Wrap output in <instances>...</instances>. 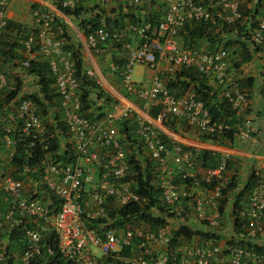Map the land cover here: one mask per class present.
<instances>
[{
  "label": "built area",
  "instance_id": "2783aa9c",
  "mask_svg": "<svg viewBox=\"0 0 264 264\" xmlns=\"http://www.w3.org/2000/svg\"><path fill=\"white\" fill-rule=\"evenodd\" d=\"M81 1L63 0L61 3L73 8ZM118 1L125 8L137 10L144 0ZM8 2L0 0V35L8 30L5 16ZM164 5L154 28L149 18L112 28L101 26L87 34L88 47L98 53L100 45L120 41L132 33V42L126 43L125 61L121 65L112 63L111 68L119 74L124 91L135 94L141 103L139 110L131 103L115 102L95 117L83 113L76 61L72 51L64 48V30L56 27L55 13L43 7L32 9L34 24L23 32L21 45L28 55L40 57L53 77L61 110L60 122L66 133L61 142L64 160L53 158L48 151L52 134L47 124L51 123L43 121L32 98H22L14 113L19 123L15 140L6 134L5 141L16 151L21 138H28L26 145L31 155L37 144L46 150L31 172L39 178L45 193L26 196L21 178L0 173V191L7 200L6 210L0 214V264H6L9 257L2 235L18 227L23 229V249L18 264H29L45 247L42 240L47 229L54 231L62 255L75 264H101L93 256L92 247L111 259L108 264H260L264 261V252L248 245L258 237L264 238V174L259 169L251 173L253 181L246 203L238 213L244 244L232 242L222 250L205 240L189 244L170 256L172 238L164 228L148 231L141 228L135 217L129 218L119 230L106 226L101 233L85 223L87 218L105 219L110 211L130 205L144 207L148 203V196L126 179L130 169L129 154L134 153L138 160L148 158L152 192L173 213L184 212L183 199L191 196L194 186L203 185L208 194L195 199L196 217L211 228L218 226V201L232 182L226 174L227 156L219 154L216 163L206 167L199 178L193 152L175 140L166 123L177 118L206 135L220 134L228 126L222 120L212 119L203 101L192 92L170 91L161 73H175L190 67L215 82L233 109L245 103V92L229 73L230 52L226 46H220V42L225 38L236 39L259 50L264 57V4L262 8H255V5H245V0H164ZM256 9L260 13L257 14ZM194 24L201 25L211 37L212 49L177 43L186 26ZM1 64L0 61V95L8 84ZM31 64L29 59L21 61V66L27 69ZM163 64L166 70L161 67ZM137 65L153 72L149 84L141 85L134 80ZM82 73L97 77L92 68ZM120 123L132 134L129 149ZM206 206L215 207L212 215H207ZM157 245L167 250L158 252ZM124 250L129 252L122 254ZM219 253H222L220 258Z\"/></svg>",
  "mask_w": 264,
  "mask_h": 264
},
{
  "label": "crops",
  "instance_id": "0c3cea01",
  "mask_svg": "<svg viewBox=\"0 0 264 264\" xmlns=\"http://www.w3.org/2000/svg\"><path fill=\"white\" fill-rule=\"evenodd\" d=\"M59 1L62 2L63 0ZM153 1H156V4L152 5L151 2L150 6H152L150 9L135 10L125 8L118 0H83L76 5L81 9V13L75 17L65 15L59 11L56 7L58 0H9L5 16L15 25L4 32L8 34L7 39H15V47H9L10 50L7 58L2 53V50H0L1 66L6 72L8 81L7 86L2 90L0 95V102H3L4 98L11 94L14 88L16 92L13 98L6 102L4 101L0 107V166L10 165L9 152L13 151V147L6 145L5 137L7 129L13 131L15 129L16 132V129H19V123L15 121L14 113H17V106L22 98L30 97L32 99H39L40 104L38 105L36 103L37 113L40 114L44 122L51 123L50 126L54 128L55 134L59 133L58 124L61 120L59 99L57 96L53 97L51 101L45 98L47 94H56L54 81L46 80V93H44L43 83L40 82V76L37 72H32L29 68L27 69L21 66V61L25 59L32 60V63L39 70L41 64L45 63L40 57L28 55L21 45L23 32L34 24L32 6L37 5L38 7L49 9L55 13L56 27L64 30L67 34V39L64 38L65 41L63 44L65 46L68 45L70 47L69 50L79 49L83 64L82 72L87 68H92L95 71L97 77H88L91 80L89 82L90 84L87 83L84 86V90L86 89L89 95V107L83 110V113H88L90 117H95L96 113H103L115 102H121L123 104L131 103L136 109L141 110V103L138 97L135 94H127L124 91L119 74L111 68L112 63L116 62L121 65L125 61L127 54L126 46L132 42L131 37L133 38V35L132 33L126 35L125 39L127 40V44L104 43L100 45L98 53H95L87 45L86 36L81 29L80 22L83 19L89 20L98 17L101 26L108 23L109 28L130 23H141L148 20L154 14L162 12L164 9V0ZM193 26H186L177 38V43L181 46H197L202 49H212L213 45L209 41L194 37L192 33L190 34L191 27ZM220 46H226L228 48L230 52L229 73L238 82L240 89L246 94L245 103L233 109L228 101L224 102V98L221 95V88L215 82L208 80V85L216 91V101L221 106H219L220 110L224 112L227 109L228 113H233L232 116L222 120L227 124L228 129H231L232 138H228L223 134L218 141L204 140L198 129L187 127L180 119L173 118L168 123L171 125L172 122V128L169 130L173 131L175 140L191 147L196 153H199L202 149H206L226 155V174L232 178L235 186L231 189L228 188L226 194L218 201L217 209L220 214V219L216 229L211 228L205 222H200L196 217L194 208L195 199L199 197L204 198L208 194L201 184L194 186L191 189V196L183 199L184 212L182 217H165L166 225L158 228L152 224L149 225L143 221H139L141 228H153L155 231L164 228L170 236H173V233L180 227H186L190 231L198 230L203 234V237L201 234L192 235L190 238L179 236L175 243L172 242V246L168 250L170 256L181 251L183 247L189 246V244H197L207 240L204 236L208 233L215 234L217 238L211 239V241L222 250L225 249L228 242L237 238L238 235V232L235 230L234 214V210L236 209L234 204L236 203L238 194L252 180L251 173L254 169H259L264 174L263 53L257 49L238 44L229 38L223 39L220 42ZM4 49L7 50V48ZM5 59L7 61L3 62ZM99 59L101 60L99 61ZM161 67L164 68L165 65L163 64ZM137 69L134 80L141 85L149 84L153 72L141 65H138ZM45 72L49 74L48 68H45ZM161 75L165 81L175 76L169 71H162ZM172 91L179 92L177 89H173ZM187 91H190V89ZM80 92H83V87ZM221 103H225V107ZM41 109L43 113H40ZM5 156L8 159L4 160ZM195 164L198 177L200 178L206 167L197 159L195 160ZM27 170L29 172L28 174L18 172V175L15 177L20 178L23 175L21 179L23 180L24 194L26 196L44 194L45 191L41 186L39 178L31 175L32 170ZM0 198V214H3L7 208V200L6 197L3 198L0 196ZM246 198L247 190L243 191V195L239 197L238 205L240 207L245 206ZM215 210V207L206 206L207 215H212ZM153 214L163 217V214L158 211H153ZM157 246L163 252L167 250L165 247L163 249L161 245ZM253 246L255 250H264V238L253 240ZM92 252L100 260L103 261L105 259L98 249H93ZM221 256L222 253H219L218 258ZM260 264H264V261L260 262Z\"/></svg>",
  "mask_w": 264,
  "mask_h": 264
},
{
  "label": "trees",
  "instance_id": "16d2710c",
  "mask_svg": "<svg viewBox=\"0 0 264 264\" xmlns=\"http://www.w3.org/2000/svg\"><path fill=\"white\" fill-rule=\"evenodd\" d=\"M37 5H33L32 8L35 9L37 8ZM57 9L59 11H61L63 14L65 15H69V16H79V14L81 13V9L78 8V6L74 7V8H69L66 6H63L62 3L58 0L57 5H56ZM158 14H154L150 21H151V25L152 27H154L156 25V20H157ZM80 26L81 29L83 30V33L85 36H87L88 33H90L91 31H93L94 29H97L98 27L101 26L100 24V20L98 17L95 18H91L89 20L87 19H83L80 22ZM13 25H15L13 22L8 20V26L7 28H11L13 27ZM104 26L108 27V23L104 24ZM120 26V25H118ZM110 27V26H109ZM116 27V26H114ZM7 32H3L0 35V50H2V53L6 56H8V52H9V47H15V39L10 40L7 39ZM192 33V36L194 37H198V38H202L204 40H208L211 41V37H209L203 30L201 25H195L193 27H191V31L190 34ZM64 36L67 39V34L64 31ZM213 40V39H212ZM239 43V41H237ZM244 45V43L242 44ZM4 46V47H3ZM227 46V45H226ZM245 46V45H244ZM228 47V46H227ZM4 48H7L4 49ZM65 49L69 50V46L66 45L64 47ZM72 51V55L75 58L76 61V66H77V71H76V75L79 77L80 81H81V90L83 87V92H81V102H82V110H85L89 107L88 104V91L85 89L84 90V86L87 85V83H89L91 80L88 79V77L86 75H84L82 73V58L80 56V52L79 49H74V50H70ZM232 55V52H231ZM7 60H3V62H6ZM2 63V61H1ZM45 68H47V64L43 63L41 64V68L40 70L37 68V66L35 64H31L29 70L32 72H37V74L40 76V82L43 83V90L44 93H46V80L48 81H53V77L52 75H50V71L48 70L49 74L47 72H45ZM42 69V70H41ZM47 70V69H46ZM48 74V76H47ZM175 76H173L170 80H168L167 83V87L172 91L173 89H177L179 92L176 93H185L188 89H190V91H193L195 93V95L197 96L198 99H200L201 101L204 102L205 107L209 110L210 115L212 117V119L214 120H224L227 117L232 116L233 113H228L227 109L222 112L219 108V103L216 101V91L213 90L211 88L210 85H208V78L205 77L202 74H199L197 71H195L192 68H181L178 72L174 73ZM90 84V83H89ZM15 88L13 89L12 93L9 94L8 96H6L4 98V101H8L9 99L13 98L15 96ZM56 94L53 95H45V98H47V100L51 101L53 97H56ZM58 97V96H57ZM33 100L35 101V103H37L38 105L40 104L39 99L37 98H33ZM224 102L227 101L226 99H223ZM0 102V107L2 106V104L4 103ZM224 104L225 107V103H221V105ZM55 105V103H54ZM221 107V106H220ZM227 108V106H226ZM40 113L42 112V109L40 110ZM153 113H155V111H153ZM172 122L171 125L170 123L167 124L168 128H172ZM59 130L61 131L60 135L62 134V137L65 136L66 137V133H65V129L64 126L61 122H59ZM51 132L53 133V136L51 137V139L49 140V146H48V151H50L52 153V157L53 158H57L60 159L63 156H60L58 154V151L60 149V137L59 134H54V128L52 126L49 127ZM121 131L125 134V140L131 141V133L128 131V129H126L125 124H122V128ZM11 137L15 140V129L14 131L12 130L10 133ZM223 134L226 135V137L228 138H232V131L231 129L226 130L224 133H220L217 135H202V138L204 140H210V141H218L219 138L221 136H223ZM22 140V141H21ZM20 140V144L18 145V147H16V151L14 149L13 151V155L10 159V165H6V166H2V171L7 169V172L10 173V175H12L14 178L16 177V175H18V172H22L24 169L29 168L32 169L34 167H36L41 158L44 157L46 150H43L40 148V146L37 144L35 146V149H33L32 151V155H31V150L30 148L27 147V142H28V138H21ZM193 152V156L194 159L198 160L199 162H201V164L204 167H210L213 166L217 159L219 154L216 152H212L210 150H206V149H202L201 151H199V153H196L194 149H192ZM62 159V158H61ZM135 172L133 175L129 174L127 176V179H132V181L136 184L137 186V190L144 194L147 195L149 197V203L147 205H145L143 208L136 206V205H130V206H126L123 207L119 210L116 211H111L110 215H109V219L112 220L116 217V219L114 220L115 224H119L121 225L124 221H127L129 218L131 217H138L140 219L145 220L146 222H148L149 224L152 225H158L160 223H162L164 221V219H160V218H154L151 216V214L149 213V209L151 207H153L154 205L158 206V200L154 197V193L152 192V187L149 185V181H150V175L148 170H145V173L142 172V170L140 169L139 166L135 167ZM29 172H27L26 174H28ZM20 178H23V175L20 176ZM253 181H250V183H248L245 188L243 189V191L247 190V192L250 189L251 183ZM235 183L231 182V185L228 187L229 189H231L232 187H234ZM223 190V195L226 194L227 189ZM243 191H241L237 198H236V203L234 204V207L236 208L234 210V214H235V226H236V231L238 233H241V222L240 219L238 218V213L239 210L241 209V207L238 205L239 202V197L243 195ZM109 221H105L102 219H98V220H90L89 222L87 221V225L91 228H98V226H100V224H105L108 223ZM243 230V229H242ZM23 229L22 227H18L17 229H13L10 233L7 234V236L9 237V241L10 243H8L7 245V249H11L13 247H15L17 250H20L23 247L22 241H23ZM197 234H201V236L203 235L200 231L195 230V231H190L188 228L186 227H180L177 231L174 232L173 234V242L175 243L177 238L179 236H183L186 238H190L192 235H197ZM206 236H204L207 240H211V239H216L217 237L215 236V234H205ZM203 237V236H202ZM44 240H42V242H45L46 245H44L45 247H43L40 251L39 254L35 255L32 260L29 262V264H75L74 262L70 261L69 259H66L62 253L60 252V249L58 247V241L55 237L54 231L52 229H48L44 232ZM252 246V245H251ZM48 249L50 250V252H48ZM122 254H126L128 253L127 250H124L121 252ZM110 259L107 260V262ZM12 258L10 257L8 260V264H13L12 262Z\"/></svg>",
  "mask_w": 264,
  "mask_h": 264
},
{
  "label": "clouds",
  "instance_id": "9594fccd",
  "mask_svg": "<svg viewBox=\"0 0 264 264\" xmlns=\"http://www.w3.org/2000/svg\"><path fill=\"white\" fill-rule=\"evenodd\" d=\"M254 1H256L255 3H254ZM262 4H264V0H252V2H251V4H250V6L251 7H253L254 5V7L255 8H262ZM247 5H249V4H247ZM256 12H257V14H258V10L256 9ZM260 13V12H259ZM156 14H160V13H156ZM159 16V15H158ZM151 18V17H150ZM158 18V17H157ZM101 27V26H100ZM155 27V26H154ZM153 27V28H154ZM184 31V30H183ZM182 31V32H183ZM229 39H232V40H234L236 43H238L237 42V40L236 39H233V38H229ZM238 44H243V43H238ZM246 46V45H245ZM179 71V70H178ZM177 71V72H178ZM176 73V72H175ZM174 74V73H173ZM169 80V79H168ZM168 80L167 81H165L166 82V85H167V83H168ZM169 89V88H168ZM170 90V89H169ZM171 91V90H170ZM173 92V91H172ZM187 92H192L194 95H195V93L193 92V91H187ZM187 92H185V93H187ZM176 93V92H175ZM178 94H182V93H178ZM196 96V95H195ZM197 97V96H196ZM204 103V102H203ZM169 122V121H168ZM168 122L166 123V124H168ZM184 123V122H183ZM185 124V123H184ZM49 125H51V124H49ZM59 125V124H58ZM167 127V126H166ZM119 128L121 129L122 128V126H121V123H120V125H119ZM167 129L169 130L170 128H168L167 127ZM12 131V130H11ZM60 131V130H59ZM170 131V130H169ZM226 131V130H225ZM225 131H223L222 133H224ZM170 132H173V131H170ZM10 133V132H9ZM8 132L6 133V134H9ZM60 133H61V131L59 132V133H57V134H59V136H61L60 137V149H59V151H58V154L60 155V156H63V154H64V148H62L61 147V142L62 141H64V139H65V136H63L62 137V134L60 135ZM50 134H52V136H53V133L51 132ZM54 134H55V132H54ZM56 134V135H57ZM202 134V133H201ZM131 135V141L130 142H128V140H124V142L126 143V142H128L129 143V148L131 147V143H132V134H130ZM203 135V134H202ZM204 135H206V134H204ZM186 147H188V148H190L191 149V151H192V148L191 147H189V146H187V145H185ZM126 147H127V145H126ZM128 148V149H129ZM14 149L15 148H13V151H14ZM13 151H12V153H13ZM11 154V151L9 152V157H10V159H11V157H12V155H10ZM14 154V153H13ZM46 154V153H45ZM50 155L52 156V153L50 152ZM134 153H130L129 154V157H130V169H129V171H128V173L126 174V179H127V176L129 175V174H131V175H133L134 173L136 174V172H134V173H131L130 172V170H131V167H137V166H139L140 167V169L142 170V172L143 173H145V170L147 169L148 170V172H149V175H150V170H149V168H148V166H147V163H149V161H148V158H147V161H144V163L142 162V166H141V161L142 160H138V159H136V158H134ZM62 158V159H61ZM60 159H57V158H55V159H57V160H64V156L63 157H61ZM35 168V167H34ZM27 169H29V168H26V169H24V170H26L25 171V173H27L28 172V170ZM24 170L22 171L23 173H24ZM30 170H33V168L32 169H30ZM10 174V173H9ZM32 175V174H31ZM252 175V174H251ZM12 176V175H11ZM131 182H133L132 181V179H129ZM2 192V191H1ZM154 197L158 200V206L157 205H154L153 207H151L150 209H149V213L151 214V216L152 217H154V218H160V219H164V221L162 222V223H160V224H158V225H153V226H155L156 228H158V227H162V226H165L166 225V218H171V217H182L183 216V212L181 213V214H176V213H173V212H171V211H169V209L166 207V205L160 200V198L158 197V195L155 193L154 194ZM149 198V197H148ZM148 203H149V201H148ZM147 203V204H148ZM146 204V205H147ZM145 206V205H144ZM143 208V207H142ZM242 208V207H241ZM153 211H158V212H161L162 214H163V217H161V216H159V215H154L153 214ZM110 213H111V211L109 212V214H108V217L107 218H105V219H102V220H105V221H109L108 223H105V224H100V226H98V228H93V229H95V231H97V232H99V233H101L103 230H104V228L106 227V226H110V227H113V228H116L117 230H119L121 227H123L124 226V224L127 222V221H124L121 225H119V224H115L114 223V220L116 219V217L114 218V219H112V220H110L109 219V215H110ZM166 217V218H165ZM135 218H137V220L138 221H143V222H145V223H147V224H149L148 222H146L145 220H143V219H140V218H138L137 216L135 217ZM90 220H94V219H85V223L87 224V221L89 222ZM96 220H98V219H96ZM149 225H151V224H149ZM213 229H216V228H213ZM48 230V229H47ZM148 230V229H147ZM154 231H155V229H153ZM174 234V233H173ZM5 235V237L7 238V241H8V243H10V241H9V237L7 236V234H4ZM242 232L241 233H238V235H237V238H235L234 240L232 239V240H230V242H228V244L229 243H239V244H244V242L242 241ZM171 238H172V240H171V245L170 246H172V242H173V236H171ZM258 238H263V237H258ZM257 238V239H258ZM256 240V239H255ZM177 241V240H176ZM210 242H212V244H214V242L213 241H211V240H209ZM8 243H7V245H8ZM22 244H23V241H22ZM215 245V244H214ZM250 247H252L254 250H255V248H254V246H253V241H251L249 244H248ZM252 245V246H251ZM93 248H96V247H92L91 248V251H92V249ZM171 248V247H170ZM22 249H23V247L20 249V250H18L19 251V256H20V254H21V251H22ZM96 249H98V248H96ZM17 250V249H16ZM6 251L8 252V259L6 260V264H8V260H9V258L11 257L12 258V256H10L9 255V249H7V246H6ZM100 251V250H99ZM256 251H258V252H262V250L260 251V250H256ZM129 252V251H128ZM101 253V252H100ZM92 254H93V252H92ZM93 256L94 257H96L94 254H93ZM100 262H101V264H103V261H105L106 260V264H108V263H110V261H111V259L110 258H106V257H104L105 259L102 261V260H100L98 257H96ZM108 259H110L108 262H107V260ZM12 262H13V264H14V259L12 258ZM17 260H15V262H16ZM71 261V260H70ZM73 262V261H72ZM17 264H18V262H17Z\"/></svg>",
  "mask_w": 264,
  "mask_h": 264
},
{
  "label": "rangeland",
  "instance_id": "374dc122",
  "mask_svg": "<svg viewBox=\"0 0 264 264\" xmlns=\"http://www.w3.org/2000/svg\"><path fill=\"white\" fill-rule=\"evenodd\" d=\"M151 2H152V5L154 4H156V1L154 2L153 0H144L143 1V3L141 4V6H139L138 8H137V10H148V9H150L151 8V6H150V4H151ZM251 2H252V0H245V5H247V4H251ZM249 7H251V6H249ZM127 40L125 39V38H123V39H121L120 41H117V42H113V43H115V44H126L127 42H126ZM199 44V43H198ZM202 46V45H201ZM94 53V52H93ZM95 54V53H94ZM93 56H95V55H93ZM98 56V55H97ZM96 56V57H97ZM101 59H99V61H100ZM116 63V62H115ZM138 66V65H137ZM137 66H135L134 67V76H133V78H135L136 77V73H137ZM143 78V77H142ZM141 78V79H142ZM166 126H167V124H166ZM50 125L49 124H47V130H48V132L49 133H51V130H50ZM175 133V132H174ZM128 142H130V141H128ZM128 142H126V145H127V148H129V143ZM6 159H8V157L7 156H5V158H4V160H6ZM3 160V161H4ZM2 161V160H1ZM144 161H147V158L146 157H143V160H142V162L144 163ZM3 165H1L0 166V173H8L7 172V169L6 170H4V171H2V167ZM130 172L131 173H134L135 172V167H131V170H130ZM0 196H2L3 198H5L6 197V195L3 193V192H1L0 191ZM0 201H1V198H0ZM7 207V206H6ZM5 210V209H4ZM148 231H154L153 230V228H148ZM2 238H4V248H6V246H7V242H6V237H5V235H2ZM197 242V241H196ZM193 244H195V243H193ZM184 248V247H183ZM93 249H96V248H93ZM92 249V250H93ZM155 249L158 251V252H161L162 250H159V247L158 246H156L155 247ZM163 249H164V247H163ZM261 251V250H260ZM262 252H264V250H262ZM98 254H99V252H97ZM9 255L10 256H12V258L14 259V264H17V262H18V259H19V251L18 250H16V248L15 247H13V248H11L10 250H9ZM100 255V254H99ZM15 260H17L16 262H15ZM103 264H106V260L105 261H103Z\"/></svg>",
  "mask_w": 264,
  "mask_h": 264
}]
</instances>
